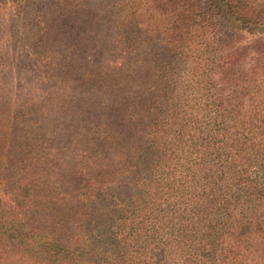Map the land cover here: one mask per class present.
I'll return each instance as SVG.
<instances>
[{
  "label": "trees",
  "instance_id": "trees-1",
  "mask_svg": "<svg viewBox=\"0 0 264 264\" xmlns=\"http://www.w3.org/2000/svg\"><path fill=\"white\" fill-rule=\"evenodd\" d=\"M145 2L264 33V0ZM152 21L117 2L71 32L58 8L0 20V196L30 220L0 205V264H264V44L234 61Z\"/></svg>",
  "mask_w": 264,
  "mask_h": 264
},
{
  "label": "rangeland",
  "instance_id": "rangeland-1",
  "mask_svg": "<svg viewBox=\"0 0 264 264\" xmlns=\"http://www.w3.org/2000/svg\"><path fill=\"white\" fill-rule=\"evenodd\" d=\"M133 4L138 9L147 10L152 16V27L163 30L164 27L180 26L182 30L190 32V36L203 40L210 49L226 51L227 57L234 61L243 62L246 58L253 57L254 44L256 41L264 44L263 34H251L245 31H230L223 23H217L213 28L205 27L196 21L181 22L171 13L156 15L149 11L145 0H0V20L16 25H26L30 12L36 8H58L61 15V27L64 32H71L86 23L87 11L91 8L105 7L111 3ZM8 88L19 86L18 75L8 71ZM8 81V79H6ZM182 83L177 82L176 85ZM44 93H50L53 89L48 79L40 81ZM56 122V121H55ZM56 122V126H57ZM0 205L4 207L5 214L11 219L16 231H21L30 224V220L19 214L17 208L7 205L5 198L0 196ZM128 255L123 256L122 263Z\"/></svg>",
  "mask_w": 264,
  "mask_h": 264
}]
</instances>
